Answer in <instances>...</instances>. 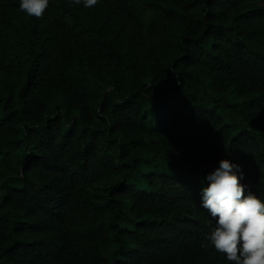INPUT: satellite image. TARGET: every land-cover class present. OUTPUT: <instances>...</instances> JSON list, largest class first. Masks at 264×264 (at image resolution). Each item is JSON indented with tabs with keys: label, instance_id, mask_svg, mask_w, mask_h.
Listing matches in <instances>:
<instances>
[{
	"label": "trees",
	"instance_id": "1",
	"mask_svg": "<svg viewBox=\"0 0 264 264\" xmlns=\"http://www.w3.org/2000/svg\"><path fill=\"white\" fill-rule=\"evenodd\" d=\"M222 159L264 198V0H0V264H233Z\"/></svg>",
	"mask_w": 264,
	"mask_h": 264
},
{
	"label": "clouds",
	"instance_id": "2",
	"mask_svg": "<svg viewBox=\"0 0 264 264\" xmlns=\"http://www.w3.org/2000/svg\"><path fill=\"white\" fill-rule=\"evenodd\" d=\"M50 0H19V11L40 18ZM73 6L92 8L100 0H71ZM200 207L215 221L209 244L233 264H264V198L247 191L241 165L222 159L206 176Z\"/></svg>",
	"mask_w": 264,
	"mask_h": 264
}]
</instances>
